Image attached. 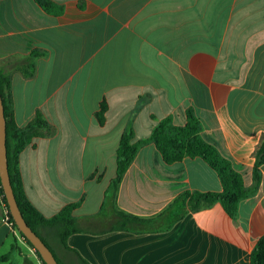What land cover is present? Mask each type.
I'll use <instances>...</instances> for the list:
<instances>
[{"label": "crops", "instance_id": "obj_1", "mask_svg": "<svg viewBox=\"0 0 264 264\" xmlns=\"http://www.w3.org/2000/svg\"><path fill=\"white\" fill-rule=\"evenodd\" d=\"M50 1L60 16L35 0H0V70L11 77L17 125L41 113L50 126L20 155L28 200L46 218L80 204L73 216L83 232L67 239L69 250L60 246L61 264H251L264 236V166L258 193L235 219L219 203L185 212L174 200L221 192L218 175L200 159L167 165L148 144L124 175L117 206L155 218L156 230H111L118 219L103 204L122 135L147 139L166 118L184 126L188 109L203 140L252 185L264 141V0ZM34 51L44 55L26 78L20 69ZM2 256L0 264H42L0 199Z\"/></svg>", "mask_w": 264, "mask_h": 264}, {"label": "trees", "instance_id": "obj_2", "mask_svg": "<svg viewBox=\"0 0 264 264\" xmlns=\"http://www.w3.org/2000/svg\"><path fill=\"white\" fill-rule=\"evenodd\" d=\"M35 2L44 12L52 16H60L63 13V9L50 0H35ZM42 55L44 54L38 51H34L31 54L28 61L20 69L24 77H33L36 71L35 60ZM0 95L2 97L6 118V146L9 175L17 204L27 225L44 241L53 252L58 263L61 264L48 241L55 237L58 239L61 247L69 250L66 246L67 239L73 234L83 232L73 216L74 210L78 208L80 204L68 205L56 216L46 218L30 203L24 191L20 174V155L33 143L35 138L41 136L42 131H49L50 126L41 113H37L33 121L25 128H20L17 125L14 117V106L11 95V77L1 70ZM107 110V105L103 103L97 115L100 124L104 123ZM186 115L187 123L184 126L174 124L171 118L161 120L154 127L150 137L147 139L135 141L132 130L122 135L117 150L116 176L111 181L105 193V202L103 204V209L107 206H111L114 210L115 217L118 219V225L111 230H156L150 226L155 221V218L143 219L135 217L120 211L117 206V195L122 179L135 160L140 149L148 144H154L156 146L164 163L167 165L182 162L187 158L200 159L218 175L222 184L221 192H184L174 200L172 206L178 205L180 209L185 210V212H198L219 203L230 217L235 219L240 203L243 200L254 197L258 193L262 182L261 169L264 166V141L255 154L253 183L247 188L244 185L242 175L233 169L231 162L224 158L216 147L203 140L200 134L201 123L195 116L193 109H188ZM0 199L5 208L9 211L7 199L3 193L2 187ZM172 206H170V208ZM183 214L184 213H182L181 216ZM9 220L17 229L10 211ZM21 236L34 249L22 234ZM36 254L42 264H45L37 251ZM7 260L8 256L0 257V263L6 262ZM251 264H264V236L257 242L252 251Z\"/></svg>", "mask_w": 264, "mask_h": 264}, {"label": "water", "instance_id": "obj_3", "mask_svg": "<svg viewBox=\"0 0 264 264\" xmlns=\"http://www.w3.org/2000/svg\"><path fill=\"white\" fill-rule=\"evenodd\" d=\"M7 132L5 110L0 95V182L3 193L7 199L9 211L19 232L30 242L34 249L39 253L45 264H59L53 252L44 241L27 225L19 209L13 187L10 180L8 157H7Z\"/></svg>", "mask_w": 264, "mask_h": 264}, {"label": "rangeland", "instance_id": "obj_4", "mask_svg": "<svg viewBox=\"0 0 264 264\" xmlns=\"http://www.w3.org/2000/svg\"><path fill=\"white\" fill-rule=\"evenodd\" d=\"M19 231V230H18ZM20 233V232H19ZM49 244L52 248V250L54 251V253L56 254V256L58 258H61L62 256V251H61V248H60V245H59V242H58V239L57 238H52V239H49Z\"/></svg>", "mask_w": 264, "mask_h": 264}, {"label": "built area", "instance_id": "obj_5", "mask_svg": "<svg viewBox=\"0 0 264 264\" xmlns=\"http://www.w3.org/2000/svg\"><path fill=\"white\" fill-rule=\"evenodd\" d=\"M4 210H5V220L10 224V226L12 227V229L14 231H18V229H16L14 227V225L10 222V220H9V211L5 208V206H4Z\"/></svg>", "mask_w": 264, "mask_h": 264}]
</instances>
